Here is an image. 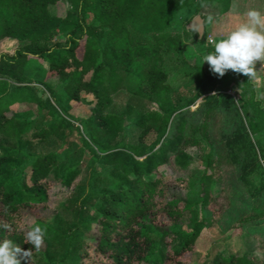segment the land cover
I'll return each mask as SVG.
<instances>
[{
  "label": "trees",
  "instance_id": "obj_1",
  "mask_svg": "<svg viewBox=\"0 0 264 264\" xmlns=\"http://www.w3.org/2000/svg\"><path fill=\"white\" fill-rule=\"evenodd\" d=\"M66 1L70 7L59 15L51 9L61 0H0V43L13 40L18 45L15 52L0 55V135L21 137L28 123L8 117L7 112L26 98L40 110L46 109L51 121L36 138L45 140L60 131L67 146L81 145L82 159L72 168L85 164L90 155L94 164L112 166L118 174L114 188L101 189L109 179L96 175L85 196L76 199L77 213L82 216H89L96 199L100 204L93 211L98 240L85 252L84 260V244L69 242L66 257L75 264H151L153 259L162 264H190L202 228L228 212L234 191L245 188L257 200L264 194V172L259 163L264 159V140L254 139L264 133V106L253 82L231 70L217 77L209 67L192 65L185 56L182 34L172 30L184 10L193 9L198 15L206 6L216 5L219 15H224L232 0ZM201 15L206 28L207 16ZM187 25L183 34H194L204 44V51H211L213 44L206 43L205 35L199 38ZM32 61L47 62L48 75L66 81L71 105H81L82 96H89L83 133L28 85L26 69ZM190 76L195 79L194 93L183 101L172 90V83L177 77ZM232 86L241 91L240 101L227 93ZM120 89L129 92L125 113H106L112 95ZM199 99L203 100L198 109L191 111ZM134 111L140 113L135 122L140 133L138 144L128 146L125 122ZM224 114L229 115L225 122ZM191 148L202 152L198 203L169 195L172 187L194 189L193 182L181 176L182 170L195 162L187 154ZM57 159V155L36 158L21 190L15 193L0 181V239L30 249L25 241V220L31 208L46 206L48 178ZM7 163L8 156L0 155V178ZM167 166L176 175H162L160 169ZM228 174L232 181L228 190L212 195L213 183ZM256 174L261 177L259 185L253 179ZM92 194L97 196L92 198ZM254 221L264 223V210L242 219L243 223ZM5 224L9 227L4 228ZM177 239L180 243L174 246ZM158 245H164L165 252L155 257ZM21 264L34 263L30 258L22 259ZM203 264H208V259ZM211 264L261 262L254 255L231 254L214 257Z\"/></svg>",
  "mask_w": 264,
  "mask_h": 264
},
{
  "label": "rangeland",
  "instance_id": "obj_2",
  "mask_svg": "<svg viewBox=\"0 0 264 264\" xmlns=\"http://www.w3.org/2000/svg\"><path fill=\"white\" fill-rule=\"evenodd\" d=\"M68 7H70V4L66 0H61V3L51 10L59 15H64ZM251 8L264 12V0H232L230 10L224 15H219L216 5L203 8L200 14L212 15L215 18L213 22L206 20L204 34L206 43H212V41L225 35L245 19L243 14ZM195 15L193 9L184 10L177 16L172 30L174 33H180L183 36L181 42L187 46L186 59L192 65L208 68L207 62L203 63L201 59L206 54L204 44H201L194 34L189 37L183 34L185 25L194 19ZM17 47V43L13 40L4 41L0 43V55L13 53ZM47 69V62L32 61L26 69V75L30 79L28 85L36 92L37 97L44 101L46 99L50 100L59 114L75 127H79L83 133L84 121L89 116L88 109L90 106L86 102L89 96H82L81 105L72 102V106L65 91L66 81L58 76L48 75ZM250 79L255 86L257 98L264 106V62H256L254 75ZM194 80V76L177 77L172 83V90L182 97L183 101H186L194 93ZM227 93L233 95L238 101L242 97L241 91L235 86H232ZM112 99L113 102L106 109V113L115 115L125 113L129 104L128 90L120 89L112 95ZM202 100H197L190 107V110L196 111ZM10 109L7 112L8 117H14L22 123L27 122L28 125L20 138H9L0 135V155L8 156V163L4 167V175L0 178V181L5 183L7 190L11 193L21 190L22 183H25L30 173L31 164L36 158L47 155H57L58 158L48 178V181H50L48 184L49 200L46 206L31 208V212H28V217L25 220L24 230L27 231L34 224H39L46 232L41 248L32 254L31 259L34 264H75V261L71 260L69 256L66 257L69 242L73 241L76 246L81 243L84 244L81 256L90 252L91 246L96 245L99 233L96 231L95 213L93 211L100 204V200L96 199L93 206L90 207L89 216H82L77 213L79 203H76V199L85 196L88 184L93 182L96 175L109 179V181L106 180V183L99 186V189L103 186L114 188L119 182V176L114 172L112 166L104 167L100 163L94 164L90 155L87 157L85 164L78 166V168H72L79 164L82 159V147L80 144L67 146L60 131L47 136L45 140L36 138L37 133L48 129L51 124L47 110L44 108L40 110L37 103L29 102L25 98V100L15 103ZM241 112L244 113V109H241ZM139 116L140 113L134 111L126 118L124 141L128 146L138 144L140 130L135 122ZM228 117L229 115L224 114L222 121L225 122ZM197 121L199 122V120ZM119 136L120 138L123 137L122 134ZM71 138L75 140V136ZM254 139L264 140V133L261 137L255 136ZM187 154L195 162L183 169L181 176L185 180L189 178L193 182L194 189L186 191L172 187L169 190V195L182 202L198 203V179L202 172L199 158L202 152L196 148H191L187 150ZM259 163L261 170L264 172V159H260ZM160 173L165 177L176 175L174 169L168 166L161 168ZM227 177L217 179L213 183L212 195L216 196L221 190H228L232 181L228 180L230 175ZM253 179L259 185L261 177L256 174L253 175ZM94 191L96 190L94 189ZM232 194L229 198L231 205L228 212L218 220L215 217L217 221L211 222V225L207 222L202 228L190 264H203L206 259H208V264H211L214 257H228L231 254L237 256L254 255L260 260L261 264H264V223L242 222V219L250 218L251 215L264 210V194L257 200L255 197H251L247 190L242 187ZM96 196V194L90 195L92 198ZM179 243L180 239H177L174 246L179 245ZM164 252L165 246L158 245L154 256L160 257L164 255ZM84 259L85 256H83ZM88 263L92 264V261ZM81 264L87 263L81 262ZM151 264H162V261L153 259Z\"/></svg>",
  "mask_w": 264,
  "mask_h": 264
},
{
  "label": "clouds",
  "instance_id": "obj_3",
  "mask_svg": "<svg viewBox=\"0 0 264 264\" xmlns=\"http://www.w3.org/2000/svg\"><path fill=\"white\" fill-rule=\"evenodd\" d=\"M243 15L245 19L221 38L212 41V50L201 58L217 77L231 70L251 78L256 62H264V12L251 8ZM206 19L213 22L215 18L208 15ZM192 31L199 33L195 26ZM3 227L9 226L5 224ZM45 235V229L39 224L31 226L25 233V241L31 245L28 250L22 249L11 239H0V264H21L22 259H30L32 252L41 248Z\"/></svg>",
  "mask_w": 264,
  "mask_h": 264
},
{
  "label": "water",
  "instance_id": "obj_4",
  "mask_svg": "<svg viewBox=\"0 0 264 264\" xmlns=\"http://www.w3.org/2000/svg\"><path fill=\"white\" fill-rule=\"evenodd\" d=\"M194 26L199 30V38H202L205 32V25L201 14L194 17V19L187 25V29H192Z\"/></svg>",
  "mask_w": 264,
  "mask_h": 264
}]
</instances>
